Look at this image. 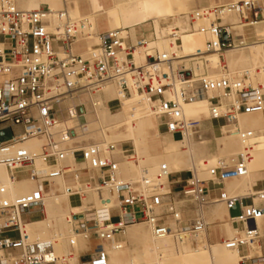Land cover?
I'll list each match as a JSON object with an SVG mask.
<instances>
[{"label": "built area", "instance_id": "2783aa9c", "mask_svg": "<svg viewBox=\"0 0 264 264\" xmlns=\"http://www.w3.org/2000/svg\"><path fill=\"white\" fill-rule=\"evenodd\" d=\"M256 1L236 0L190 12L192 22L205 21L197 27L207 35L203 48L187 56L178 55L181 38L173 28L169 34L173 50L146 51L145 59L138 63L135 50L147 41L133 40L129 28L101 31L97 48L84 56L74 51V44L85 35L88 20L72 18L66 8L54 10L44 5L26 9L18 0H0V149L30 138L43 139L35 152L0 160L12 181L28 177L36 182L33 190L13 198L6 197L7 187L0 185V264H70L76 255V264H110L106 244L122 249L119 237L138 222L147 223L159 238L170 234L179 242H197L206 233L208 223L202 216L183 223V206L171 188L173 172L166 163L155 178L143 169L140 180L134 182L120 176L116 145L70 142L85 131L86 114L92 109L91 101L82 97L101 91L107 82L118 86L122 98L137 94L147 100L158 129L182 138L199 132L202 123L185 116V103L206 97L211 107H224V116L235 126L244 149L233 166L221 162L211 168L208 179L191 172L180 196L197 204L201 211L216 200L226 204L230 221L238 230L223 241L228 248H249L261 238L258 220L264 216V188L251 196H231L225 190V180L248 172L254 133L240 128L238 116L261 111L264 90L248 82V74L237 76L227 65H222L217 75L209 71L211 54L222 55L246 43L237 39L241 35L234 34L236 23L224 18L236 14L238 24L256 25L264 17V8ZM113 103L122 107L121 98L112 100L111 108ZM121 155L138 162L134 148H122ZM68 156L73 164L66 162ZM67 175L73 178V184L64 188L71 202L76 197L77 205L82 206L90 193H95L100 208H95L92 200L88 204L100 213L88 219L84 211L71 212L64 239L72 247L78 238L96 245L87 253L69 251L44 263L40 254L45 242L29 238L24 230L31 219L27 214L42 210L50 183ZM211 183L213 187L206 185ZM215 187L219 194L214 198L210 194ZM105 192L117 193L115 206L105 207ZM234 208H239L236 215L231 213ZM248 255L244 259H253Z\"/></svg>", "mask_w": 264, "mask_h": 264}, {"label": "bare ground", "instance_id": "6f19581e", "mask_svg": "<svg viewBox=\"0 0 264 264\" xmlns=\"http://www.w3.org/2000/svg\"><path fill=\"white\" fill-rule=\"evenodd\" d=\"M86 2L88 5V10L84 15H86V18H90V23L92 25L91 27H94V32L89 33L91 35L89 36V39L93 38L94 41L97 40V36L95 35L97 31L96 22L98 17L104 15L106 17V23L109 29L119 27L129 28L128 32L130 33V36L133 40L145 38L147 41L146 45L137 47L135 50L136 61L138 63L143 62L146 51L158 50L161 53H170L173 50V47L170 45L171 40L169 34L173 28H177L178 34L181 38L179 48L177 49L178 55L187 56L193 54L198 48H203L205 46L206 35L198 31L197 28H193L194 24H196L198 20L192 22L189 14L188 16L184 14L182 15L180 12L185 10L183 8L182 0H86ZM18 4L20 7L26 9L37 8L42 4H46L54 10L64 6L72 18H76L82 13L80 0H18ZM255 32H257V28L251 30L236 22V25H234V34H241L243 36V41L246 43L240 48L227 50L226 53H224V60L226 61L227 66H229L228 68L233 69L237 66H245V64L258 58V60L261 62L253 67H250L251 70H248L247 72L250 79H253L254 76H258L262 78L261 80H263L264 40L253 42L246 41L249 39L250 35ZM93 43L95 42H92V44L89 43L88 46L90 47L91 45H94ZM235 50L243 51L241 53H236ZM209 59V71L211 75H217L222 66V58H220V56L217 54H211ZM256 67L261 69V72L259 71L260 73L257 75L254 73ZM97 92L100 93L85 94L82 97L83 101H91L92 109H89L88 113L86 114L88 122L85 131L82 132L78 137L72 138L71 142H80L84 138L91 136V134L104 129L106 130L107 141L112 142L111 139L116 138L114 136L113 130L118 131V133L123 136L133 126L139 128V135L137 138L131 137L129 140L134 142L136 141L135 139L140 138L141 140H146L147 142H155V139L152 137V131L155 129V115L153 114L152 109L148 106L147 100H144L137 94H133L132 97L138 100V104L136 106L138 112L133 113L128 110L126 99L122 98L119 93L118 86H116L114 83L110 84L109 82L108 84H105L102 90ZM116 98H121L122 107L118 111L112 113L109 110L108 100H114ZM209 105L210 101L206 97L187 102L184 104V114L186 117L208 119L211 116H218L222 110L221 108H223L221 106L209 107ZM238 117L240 128L251 130L254 125L264 122V108L259 112L239 114ZM137 118L139 119V123L136 121ZM74 122L77 123V120ZM233 129L230 134L224 132L220 137L217 136L218 138L216 146L218 151L222 152L225 148L230 149L242 146L243 142L239 134L235 130L233 131ZM196 142L197 141L193 140L192 134L189 133L178 141H172L173 146L169 147L167 145H163L161 147L163 153H165V162H167L166 164L169 166L170 172L180 171V169L183 168L185 161H190V166L192 165L191 167L194 168L192 169L196 173H198L199 171L197 172V170L200 169L206 175L207 179L210 178V166L214 165L213 163L217 158H204L199 146V142H197L198 144ZM154 144L156 145V143ZM41 145L42 140L35 137L16 144L5 146L0 149V160L6 157H16L22 153L35 152L40 148ZM179 145L185 147V149H178ZM256 151L252 154L253 159L249 160L250 164L248 163V172L246 174L225 180V189L231 196L240 197L251 196L254 194L255 190L253 189V186H255L257 181L260 179L259 171L264 167V154L260 153L259 151H257V153ZM68 158L69 160H72L71 156H68ZM163 159L161 161H163ZM204 161H206V163H204ZM141 162L143 161L141 160ZM157 165L161 166L162 163H158ZM39 168H41V166H39ZM134 168L132 166H128L123 169H125L124 171H130V173H133L136 172ZM57 180H61V178H56L54 181ZM54 181L50 183V188L44 199L43 211L45 212L46 218L27 220L25 223L24 230L28 233L29 238L35 237L34 239H40L48 235L49 231L52 229L53 238L58 237L59 239H63L66 235L65 228L67 227L65 217L69 214L68 211L71 209H74L76 212L84 211L85 217L88 219H93L100 213V210H92L88 204L90 200L94 201L95 203L97 200L96 195L91 196V198L88 200H85L82 206L72 205L71 199L67 194L56 195L55 191L57 189V185L54 184ZM0 185L7 187V193L5 196L8 198H13L17 195L29 192L36 187L34 184H29L28 178H21L12 181L9 178L8 170L2 162H0ZM57 190L60 191V189ZM112 197L113 193L105 192V200H111ZM108 203H110V201ZM215 203L217 205L214 208L211 207V209L207 211L208 217H217L221 222L227 221L226 224L229 231L228 235L233 237L234 233L238 230L230 222L231 215L229 209L227 208L226 204L220 200H216ZM223 203L225 205H223ZM196 215H198L197 212ZM263 221L264 216L258 220V225L260 231L263 229L261 232L264 234V226L262 227ZM125 232H127V236L129 240H131L133 248L129 249V251L109 248L110 264H240V261L245 258V256L242 254L241 248L231 249L228 248L224 243H222V251L219 253V255H215V252L213 253L211 251L203 252L199 249L190 250L189 248H185V245H182L183 250L178 249L175 251L173 242L171 240L173 236L171 237L169 234L159 238L155 236L150 229L145 228L142 223L129 225ZM56 239L57 238H54V240ZM59 239L57 240L59 241ZM61 242L60 244H62ZM63 244L66 245L64 242ZM87 245L88 244L86 241L80 238L79 243L76 244V249L84 248ZM207 245L209 244L207 243ZM253 245L249 247L250 255L248 256L250 257L254 253L252 248ZM60 247H62V245ZM56 249L58 250V248ZM182 255H184L183 258H181ZM40 256H44V253H41ZM263 260L264 257L258 256L255 259V262L260 264L263 262Z\"/></svg>", "mask_w": 264, "mask_h": 264}, {"label": "rangeland", "instance_id": "374dc122", "mask_svg": "<svg viewBox=\"0 0 264 264\" xmlns=\"http://www.w3.org/2000/svg\"><path fill=\"white\" fill-rule=\"evenodd\" d=\"M182 1H183L182 4H183V8L185 9L184 10L185 12L184 11H180V12L182 13V15L184 14V15L188 16V14L190 12H192V11L202 7V6H206V5H220V4H224V3H228V2H232V1H236V0H182ZM256 4H258L259 6L264 8V0H257ZM44 5H46V4H42L40 7H43ZM80 7H81L82 13H81L80 16H78V17H76L74 19L84 18V19L88 20V24L84 28L85 35L79 41L75 42L74 51L79 53V54H82L84 56H87L94 49L97 48L98 42H99V38H98L99 33L101 31H103V30L109 29V27L107 26L106 17L104 15L98 17V20L96 22L97 31H96V34H95L97 36V40L94 41L93 38L89 39V36H91L89 33H93L94 32V27L93 28L91 27L92 25L90 23V21H91L90 18L88 19V18H86V15H84L87 12V10H88V5H87L86 0H80ZM62 8H66V7L63 6V7L58 8V9H62ZM263 15H264V12H263ZM202 21H204V20H198L197 21L198 23L196 22V24H194L195 27L193 26V28L196 29L199 26V24L205 23V22H202ZM224 21L232 22V23L233 22L234 23H236V22L238 23L239 22V16L236 15V14H233V15L225 17ZM246 28L251 29V30H254L255 28H257V32L251 34L249 39H247L246 41L253 42V41H262V40H264V17L256 25L249 26V27H246ZM238 35H241V34H238ZM206 39H207V35H206ZM237 39H243V36L242 35L238 36ZM92 42H95V43H93L94 45H91L89 47L88 44L89 43L92 44ZM242 51L243 50H235L236 53H241ZM224 53H226V51ZM224 53L222 55H219V56H220V58H222V65H227L226 61L224 60ZM260 62L261 61L258 60V58H256V59L252 60L251 62L245 64V66H237V67H235V68H233L231 70H233L237 76H241L242 74L243 75L244 74H248L247 71L251 70L250 67H253V66L257 65ZM241 70L244 71V72H242ZM259 71L261 72V69L259 67H256L255 71H254L255 75L260 73ZM247 79H248V82L252 83L253 85H258V84L261 85L263 87V90H264V79L261 80L262 78H260L258 76H254L253 79L252 78L250 79L249 74H248ZM108 83L109 82H107L106 84H108ZM111 83L113 84L114 82H110V84ZM99 93L95 92L94 94H99ZM125 99L127 101L126 103L128 104L127 105L128 106V110L130 112L137 113L138 110H137L136 106L138 104V100H136V98H134L132 96H127V97H125ZM111 101L112 100H110V99L108 100V106H109L110 112L114 113V112L118 111L121 107H117L113 103L112 104V108H111V104H110ZM148 106L150 107L149 102H148ZM209 107H211V105H209ZM221 107H223V106H221ZM221 109L222 110L220 111V114L218 116H211L208 119L187 117L189 119H197V120L202 121L199 132H194L192 134V137H193L194 141L199 142V146L201 148V151H202V154H203L204 158H212V157H216L217 158L216 161L213 163L214 165L211 164V165H213V166H210L211 168L219 166L221 162H224L228 166H233L235 160L237 159L238 154H240L242 152V150L244 149V148H242V147H244V144H242V146H239L237 148H230V149L225 148L222 152L218 151L217 146H216L217 138L220 137L222 135V133H224V132L230 134L232 132L233 128H234L233 131L235 130V127H234L233 123L228 122L227 118L224 116V113H225L224 107L221 108ZM154 119H155V129H153V131H152V137H153V139H155L154 143H156L157 146L154 143H152L151 141L147 142L146 140H141L140 138L139 139H135L136 141H134V142L129 140L131 137H136L137 138L138 135H139V128L134 127V126L132 128H130V130L128 132H126L123 136H121V134H119L118 131L113 130L114 136L116 138L111 139L112 142H108L107 141L106 130L104 129V130H99V131L95 132L94 134H91V136H88V137L84 138L82 141L79 142V144L88 145V144H101V143H107L108 142V143H112V144L116 145V148H117L116 153L119 154L118 158H119V162H120V166H119L120 167V171L119 172H120V176H121L122 179L138 182L140 180V176L142 174V170L143 169H147V172H148L149 176L151 178H155L157 173L160 170V165H157V164L158 163H163V162L166 161L165 153H163L161 147L163 145H167L169 147L173 146L172 141H174V140L178 141V140H180L182 138V136L180 134L172 135V134H170V133H168L166 131L159 130L158 126L156 125L157 124V119H156L155 116H154ZM209 119H211V120H209ZM238 120H239V117H238ZM136 121H137V123H139L138 122L139 121L138 118H137ZM228 129H230V130H228ZM251 131H253V133H254V137L251 139V142H250L252 144L251 155L256 150L259 151L260 153L264 154V122L254 125V127L251 129ZM8 133H9V131H8ZM156 133H157V135H156ZM205 138H206L207 141L205 140ZM39 139L43 140L40 137H39ZM201 141H202V143H201ZM160 143H161V145H160ZM202 144L205 146V148H204V146ZM159 146H160V148H159ZM179 146H178V149H180V150H184L185 149V147H183L181 145H179ZM122 148L123 149H126V148L133 149L134 148V150L137 153L138 162H131L129 160H126L121 155V149ZM160 155H161V157H160ZM158 158H160V159H158ZM162 159H163V161H161ZM252 159H253V156L250 158V160H252ZM141 160L143 162H141ZM205 160L208 161L207 159H205ZM206 161H204V163H206ZM66 162L70 163V164H73L72 160H69L68 157L66 159ZM189 162L190 161H185V163H184L185 166L183 165V168L180 169V171H182V170H190V172L196 173L193 170L194 168L191 167L192 165L190 166L191 162L190 163ZM165 163H167V162H165ZM186 165H188V166H186ZM128 166H132L133 168L135 166L134 169H135L136 172H133V173L131 172L130 173V171H124L125 169H123V168H126ZM197 172L198 173H196V174L200 178L207 179L206 175L200 169H198ZM135 173H136V175H135ZM259 176H260V179L264 178V167H263V169H261L259 171ZM24 178H28V177H24ZM28 179H29V184L36 185V182L34 180H32L31 178H28ZM54 184L57 185V189H60V191L56 189V191H55L56 195H65L66 193H65V189L64 188L67 185L73 184V178H72V176L67 175L64 179L61 178V180L54 181ZM210 185H211V187H213L212 183ZM253 189H254V186H253ZM254 190H256V189H254ZM91 193H90V198H91V196L96 195L95 193H92V194ZM117 198H118L117 193L114 192L113 193V197L111 198V200H106V201L103 202V204L105 205L106 208H110L112 206H115L116 202H117ZM109 201H110V203H108ZM177 202H178L179 205L183 206L182 220H183L184 224L192 222L194 219H196L198 217H201L203 215L202 217L208 223L207 227L210 228V230L212 231L213 235L217 236V238L213 237V235L209 236L207 230H206V233H202L201 234V237H203V238H201L197 242L196 241H194V242H189V241L179 242V241H177L174 238V236H173V238H171L172 237V235H171L170 238H171V240L173 242V245H174L173 247H174L175 251L178 250V249L179 250H183L182 245H185L184 247L185 248H189L190 250H193V249L194 250L195 249L198 250L199 249L200 251H203V252L211 251L213 253L215 252L214 253L215 255H219V253H221V251H222V243H224L223 241L225 239L231 238V237L228 235L229 231H228L227 224H226L227 221L226 222L225 221L221 222L217 217H215V218L208 217V212L207 211L209 209H211V207L214 208L217 204L215 202L214 203H210V204H206L205 206H203V210L201 212V210L199 209V206L197 204L191 202L190 200H188L186 197H184L182 195L177 198ZM71 203H72V205H77L79 203V200L76 197H73ZM98 205H99V202L96 200L94 207L95 208L96 207L100 208ZM223 205H225V204L223 203ZM89 207H91V206H89ZM73 211H74V209H71V210L68 211V213L70 214ZM36 212H37V214H36ZM196 212H197L198 215L199 214L200 215L199 216L196 215ZM199 212H201L202 214L199 213ZM231 213H232V215L238 214L239 213V208L232 209ZM69 214L65 217V222L66 223H67L66 218L69 216ZM27 215H28V217H31V219H29V220L45 219L46 218V215H45V212L43 211V209L42 210L41 209L40 210L35 209L30 214H27ZM138 223H142V225L145 228L151 230L150 226L147 223H144V222H138ZM263 226H264V221L262 222V227ZM68 230H69V225L67 224V227L65 228V232H66L65 234L68 233L67 232ZM262 230L263 229H261V231ZM52 231L53 230L51 229L49 231L48 235L40 238V241L45 242L44 245H43V247H45L44 248L45 250L42 251V253H44V256H40L41 261L44 262V263H46L48 260L52 259L55 256H59V255L65 254V253H67L69 251H74L75 254L87 253L89 251H92L94 246L96 245V242H94V243H92V245H90L89 242L85 240L88 245L86 247H84V248L76 249L77 246L72 247L68 243V241L66 239H64V238L63 239H59V241L57 240L58 238L56 240H54V238H56V237H54V238L52 237ZM261 231H260L261 238L252 246V248L254 250L253 251L254 253L251 255L250 258H253V259H243L242 261H240V264H258V263L255 262V259L258 256L264 257V247H263L264 243H262V242H264V234ZM235 233H237V232H235ZM235 233H234L233 236L236 235ZM204 234H206V235H204ZM50 237L53 238V239H51ZM119 239L123 242V248L120 249V250L129 251V249L133 248V244H132L131 240H129V238L127 236V232L122 234L119 237ZM61 240H62V242H61ZM64 240H66V241H64ZM79 240H80V238H79ZM79 240H78L77 243H79ZM57 242L59 244L61 242L62 244L59 245ZM63 242L66 243V245L63 244ZM207 243L209 245H207ZM61 245H62V247H60ZM256 245L259 246V247H257ZM106 246H108L107 248H111V244H106ZM56 248H58V250ZM204 248L208 249V250H205ZM86 250H88V251H86ZM245 250H246V252H242V254L244 256L248 255V254L250 255V249L249 248H245ZM14 251H17V250H14ZM60 252H61V254H60ZM256 252L259 253V254H257ZM184 255H182L181 258H183ZM77 257L78 256L76 255V257L74 258L75 261L74 260H73V262L71 261L72 264H76V261L78 260ZM260 264H262V262Z\"/></svg>", "mask_w": 264, "mask_h": 264}, {"label": "crops", "instance_id": "0c3cea01", "mask_svg": "<svg viewBox=\"0 0 264 264\" xmlns=\"http://www.w3.org/2000/svg\"><path fill=\"white\" fill-rule=\"evenodd\" d=\"M17 129L20 130L21 128L18 127ZM190 175H191L190 170H182V171L173 172V175L170 178L171 188L173 191L177 193V195L180 196V190L182 186L184 185L185 181L190 177ZM206 185H209L211 187L210 184H206ZM259 188H264V178L258 180L256 185L254 186V189H259ZM218 194H219L218 189L215 187L214 191L211 192L210 196L215 198L218 196ZM207 232L209 236L213 235L212 231L208 227H207ZM213 237L217 238V236L215 235H213ZM242 252H246L245 248L242 249Z\"/></svg>", "mask_w": 264, "mask_h": 264}]
</instances>
